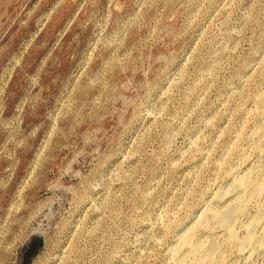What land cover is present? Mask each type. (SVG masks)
Wrapping results in <instances>:
<instances>
[{
  "label": "rangeland",
  "instance_id": "rangeland-1",
  "mask_svg": "<svg viewBox=\"0 0 264 264\" xmlns=\"http://www.w3.org/2000/svg\"><path fill=\"white\" fill-rule=\"evenodd\" d=\"M253 168L264 0H0V264H173L188 229L264 264L199 226Z\"/></svg>",
  "mask_w": 264,
  "mask_h": 264
},
{
  "label": "bare ground",
  "instance_id": "bare-ground-1",
  "mask_svg": "<svg viewBox=\"0 0 264 264\" xmlns=\"http://www.w3.org/2000/svg\"><path fill=\"white\" fill-rule=\"evenodd\" d=\"M248 171L238 179L233 180L231 189L228 188L229 191H223V194L225 193L226 195H224L228 196L226 202L224 201L225 205L223 207L220 206L222 207L221 209L208 207L209 209L205 210L203 215H200L202 219H199L200 225L198 224L200 229L202 227V229L208 231L218 229L217 231L220 236L225 237L242 254V251L245 252V250H249L250 252L264 250V171L259 168H253ZM223 194L222 192L219 194V196L221 195L218 198L219 200H221ZM260 199L262 203L260 202V204L258 201L260 204L259 208H257L258 210L255 211L256 213L252 216L249 223H245L246 225L244 224L243 226L240 219L245 216L247 207L252 202H257ZM239 227L244 228L245 233L242 236H239L237 233ZM196 236H192L189 229L182 232L180 239L176 243L177 249L175 250L176 247L172 249L173 256L175 255L173 264H212L213 260V262L218 260L221 263L222 257L220 255L222 254L221 248H223L220 246L221 244L214 240L208 241L209 243L205 244L204 239L201 240V238L199 239Z\"/></svg>",
  "mask_w": 264,
  "mask_h": 264
},
{
  "label": "water",
  "instance_id": "water-1",
  "mask_svg": "<svg viewBox=\"0 0 264 264\" xmlns=\"http://www.w3.org/2000/svg\"><path fill=\"white\" fill-rule=\"evenodd\" d=\"M40 235H39V232L38 231H32L31 233H30V235H29V238L30 237H34V238H37V237H39ZM29 238L27 239V240H29ZM27 244V242L25 243V245Z\"/></svg>",
  "mask_w": 264,
  "mask_h": 264
}]
</instances>
